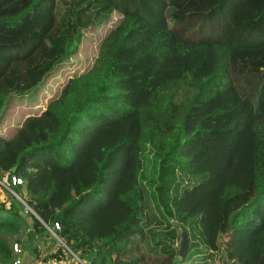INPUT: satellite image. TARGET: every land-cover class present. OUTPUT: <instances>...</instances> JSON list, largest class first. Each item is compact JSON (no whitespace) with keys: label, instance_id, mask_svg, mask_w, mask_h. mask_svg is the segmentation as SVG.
<instances>
[{"label":"trees","instance_id":"obj_1","mask_svg":"<svg viewBox=\"0 0 264 264\" xmlns=\"http://www.w3.org/2000/svg\"><path fill=\"white\" fill-rule=\"evenodd\" d=\"M163 2L0 0V262L264 264V0Z\"/></svg>","mask_w":264,"mask_h":264},{"label":"rangeland","instance_id":"obj_2","mask_svg":"<svg viewBox=\"0 0 264 264\" xmlns=\"http://www.w3.org/2000/svg\"><path fill=\"white\" fill-rule=\"evenodd\" d=\"M109 1H111L112 4L115 6L127 4V8H129L134 13L143 16L146 20H148L150 22H164L163 16L161 14L163 6H164L163 0H109ZM78 57H81V55H79ZM0 97L5 98L6 96L1 94ZM11 99H14V98H11ZM42 101H43V99L41 98V96H39L38 91H31V92H29V94L26 97H24L22 99L21 104L24 106L29 105V104H34V103L42 104ZM34 107H36V106H34ZM28 112L29 111H27L26 113H28ZM14 115L15 114L13 113V116ZM6 187L8 188L7 185H6ZM7 188H6V190H7ZM22 192H23V190H21V192H19V193L22 194ZM5 236H6V234H5ZM7 238L11 241V243L21 240L22 244L26 245V246H24V248L29 246V248H30L29 250H32V248L34 246L33 244L27 245V242H24L25 238H26L25 233H20V231L16 235H9ZM48 238H49L47 241L48 243L41 244L40 250H41V253L43 254V256L48 254L49 249L52 248L54 250L56 248V245L58 243H61L55 235L51 234V236H48ZM30 255L34 256L35 254H33V253L31 254V252H30ZM66 257H67V260L69 261L70 264H82L78 260L79 258L75 254H71L69 252V255H66ZM35 259H37L36 256H35ZM82 262L85 264L84 261H82ZM218 264H220V262Z\"/></svg>","mask_w":264,"mask_h":264},{"label":"crops","instance_id":"obj_3","mask_svg":"<svg viewBox=\"0 0 264 264\" xmlns=\"http://www.w3.org/2000/svg\"><path fill=\"white\" fill-rule=\"evenodd\" d=\"M48 239L49 238L46 237V236L40 237L38 240H34V241H28V239L25 238L24 242H27V245L28 244H33L34 246L38 247L39 255H38V257H36L37 259H35V256H37V252L34 251L33 248H32V250H29L30 249L29 246L24 248V246H26V245H23L22 242H21V244H20L21 252L19 254V257L21 258L22 264H70L69 261L67 260V257H66V259L64 261H60V262H56V261H53V260L45 262V261L41 260V258L44 257L43 254L41 253V250H40L41 249V244L48 243L47 242ZM54 250L52 248L49 249L48 254L53 252ZM29 251L31 252V254L33 253L35 255L34 256L30 255ZM0 263L7 264V263L2 262V261Z\"/></svg>","mask_w":264,"mask_h":264},{"label":"built area","instance_id":"obj_4","mask_svg":"<svg viewBox=\"0 0 264 264\" xmlns=\"http://www.w3.org/2000/svg\"><path fill=\"white\" fill-rule=\"evenodd\" d=\"M11 183L13 185H19V184H22V180L19 177L11 176ZM0 185L6 187V185L3 181H0ZM12 193L17 199H19L21 202H23V200L20 198L19 195H17L15 192H12ZM26 210H28L31 213H34L33 210L31 208H29L28 206H26ZM46 228L52 235H55L54 231L59 229V225H58V223H54V226L52 228L48 227V226H46ZM26 231H29V229H26L25 231L23 229H21L20 233H25ZM59 241L62 242L60 239H59ZM10 250H11L12 259H11V262L9 264H22L21 258L19 257L21 249H20V245L17 241L10 244ZM0 264H2V263H0Z\"/></svg>","mask_w":264,"mask_h":264},{"label":"water","instance_id":"obj_5","mask_svg":"<svg viewBox=\"0 0 264 264\" xmlns=\"http://www.w3.org/2000/svg\"><path fill=\"white\" fill-rule=\"evenodd\" d=\"M14 170H15V167L12 168V171H14ZM175 226L177 228V232H178V235H179V239H178V242H177V255H178L179 258H183L187 254L188 250L190 249L191 240L189 238L187 230L183 226H181L179 224H175ZM61 244L65 248H67L63 242H61ZM67 250L69 251L68 248H67ZM69 252L71 254H73L71 251H69ZM78 260L82 264H84L80 259H78ZM223 264H228L225 259L223 261Z\"/></svg>","mask_w":264,"mask_h":264}]
</instances>
